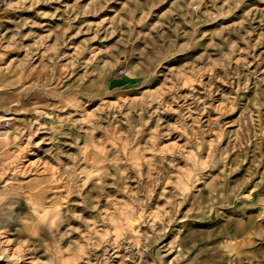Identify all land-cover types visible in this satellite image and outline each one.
<instances>
[{"label":"rangeland","instance_id":"374dc122","mask_svg":"<svg viewBox=\"0 0 264 264\" xmlns=\"http://www.w3.org/2000/svg\"><path fill=\"white\" fill-rule=\"evenodd\" d=\"M0 264H264V0H0Z\"/></svg>","mask_w":264,"mask_h":264},{"label":"built area","instance_id":"2783aa9c","mask_svg":"<svg viewBox=\"0 0 264 264\" xmlns=\"http://www.w3.org/2000/svg\"><path fill=\"white\" fill-rule=\"evenodd\" d=\"M10 125H11V121L9 119L2 121L0 123V130L7 129L8 127H10Z\"/></svg>","mask_w":264,"mask_h":264}]
</instances>
